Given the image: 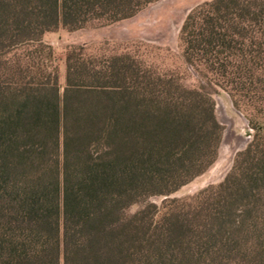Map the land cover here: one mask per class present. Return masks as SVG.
Returning a JSON list of instances; mask_svg holds the SVG:
<instances>
[{"label":"trees","instance_id":"trees-1","mask_svg":"<svg viewBox=\"0 0 264 264\" xmlns=\"http://www.w3.org/2000/svg\"><path fill=\"white\" fill-rule=\"evenodd\" d=\"M152 1L0 0V264H198L215 230L260 221L264 0L188 12L179 35L192 83L125 52L96 63L71 48L63 85L48 63L46 32L119 21ZM221 89L244 106L251 139L217 185L158 207L151 195L214 162ZM246 255L263 263L255 245Z\"/></svg>","mask_w":264,"mask_h":264},{"label":"rangeland","instance_id":"rangeland-1","mask_svg":"<svg viewBox=\"0 0 264 264\" xmlns=\"http://www.w3.org/2000/svg\"><path fill=\"white\" fill-rule=\"evenodd\" d=\"M209 0H154L134 15L115 22L92 20L77 29L59 26L44 34L52 47V63L58 71L59 84L65 81V55L73 47L101 63L105 56L128 53L147 67L173 74L185 83L195 81L196 73L183 59L180 28L188 12ZM214 116L221 126V138L214 162L200 175L169 195H151L148 200L158 207L165 198H188L208 186H215L231 169L235 155L251 139L252 125L244 106L236 107L226 90L212 94ZM139 207L135 204L131 211ZM260 221L248 220V228L214 231L210 245L195 250L198 264H249L246 254L253 245L264 255V208L258 212ZM230 227V226H229ZM232 227V226H231ZM235 227V226H234ZM264 264V259L262 261Z\"/></svg>","mask_w":264,"mask_h":264}]
</instances>
